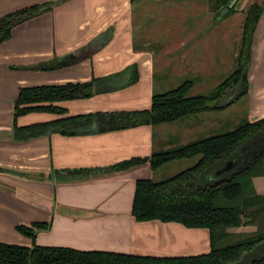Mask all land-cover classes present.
<instances>
[{"label": "crops", "instance_id": "obj_1", "mask_svg": "<svg viewBox=\"0 0 264 264\" xmlns=\"http://www.w3.org/2000/svg\"><path fill=\"white\" fill-rule=\"evenodd\" d=\"M47 1L53 0H0V17ZM131 4V0H64L14 27L10 38L0 43L1 243L30 246L32 239L17 231L16 225L47 222L48 229L36 231L38 245L149 256L193 255L210 250L207 228L158 219L139 221L132 214L136 180H154L167 163L156 170L148 162L122 170L104 168L189 142V136L209 127L207 122H215L218 115L230 111L233 103L198 112L207 116L215 113L208 119L185 116L190 118L181 127L178 119L166 125L141 124L75 134L52 132L24 141L13 139L14 102L21 87L84 82L123 71L132 64L138 73L137 81L121 88L56 101L64 109L62 113L31 111L19 115V126L95 112L145 110L151 107L154 93L169 90L156 86L153 52L136 48L133 43ZM262 8L247 70L251 122L264 117V5ZM108 29L110 37L91 55L59 68L36 67L41 61L76 50ZM196 40H190V46ZM189 63L188 69L202 74L205 68L206 74L204 62ZM125 74L126 79L131 76L128 70ZM157 134L161 138L155 140ZM76 169L95 171L80 178L69 173ZM252 182L255 192L264 195V175L253 177ZM251 226L242 224L227 231L251 233L256 225L253 229Z\"/></svg>", "mask_w": 264, "mask_h": 264}, {"label": "trees", "instance_id": "obj_2", "mask_svg": "<svg viewBox=\"0 0 264 264\" xmlns=\"http://www.w3.org/2000/svg\"><path fill=\"white\" fill-rule=\"evenodd\" d=\"M62 1H47L1 16L0 43L10 38L14 27L51 10ZM228 1L213 0L212 6L217 9V14ZM235 5L228 14L234 11ZM262 9L261 4L253 3L246 11L237 66L209 93L189 95L192 81L188 80L162 93H154L149 109L95 112L19 126V115L31 111L62 113L64 109L56 105V101L86 98L121 88L137 81L138 73L132 64L123 71L92 77L84 82L21 87L14 102L13 139L24 141L52 132H102L141 124L168 123L190 114L214 110L220 98L234 91L235 98L227 105L231 104L248 91L251 41ZM110 34L104 37L102 45ZM78 60L66 55L53 56L39 62L36 67L48 70ZM127 70L131 76L117 83ZM236 153H239L238 162L232 168L217 173ZM194 157L198 159L193 165L166 179L136 180L132 214L139 221L158 219L176 221L189 228H207L210 233L208 252L149 256L38 245L35 243L36 231L48 229L50 223L35 222L16 225L17 231L32 239L30 246L0 242V264H264V195L255 192L252 182L253 177L264 175V117L253 122L245 119L232 130L158 150L149 157L125 160L104 170H122L145 162L156 170L170 161ZM93 171L76 169L69 173L85 178ZM242 224L256 225V230L244 236L227 231Z\"/></svg>", "mask_w": 264, "mask_h": 264}, {"label": "rangeland", "instance_id": "obj_3", "mask_svg": "<svg viewBox=\"0 0 264 264\" xmlns=\"http://www.w3.org/2000/svg\"><path fill=\"white\" fill-rule=\"evenodd\" d=\"M131 2L133 43L136 48L153 52L156 86L159 84L161 89H172L190 80L193 82L190 94L209 93L233 73L241 49L246 11L253 3L260 2L264 5V0H239L232 13L220 17L217 9L212 6L213 0H131ZM194 38L197 40L190 46L189 42ZM183 51H186L184 55L186 59L183 57ZM176 53L179 56L174 57ZM201 61L207 65V75H204L205 68H202V74L187 68L186 64L189 62L198 64L197 62ZM247 93L232 102L234 105L230 111H226L227 114L225 112L222 116L218 115L215 122L207 120L209 127L198 130L195 136H189L186 141L232 130L243 120H248L250 103ZM225 100L226 97H223L217 103L221 104ZM211 115L190 114L195 119L199 117L208 119ZM188 118L190 117L179 119L176 123L181 125L178 127L183 126L184 120ZM160 138V134H157L155 140ZM196 160L197 157L170 161L160 173H157L154 180L160 181L171 177L193 165ZM247 234L250 233L242 236Z\"/></svg>", "mask_w": 264, "mask_h": 264}, {"label": "water", "instance_id": "obj_4", "mask_svg": "<svg viewBox=\"0 0 264 264\" xmlns=\"http://www.w3.org/2000/svg\"><path fill=\"white\" fill-rule=\"evenodd\" d=\"M238 0H229L227 2V4L220 10L219 12V16L223 17L226 13L229 12V10L236 4ZM111 33V30H107L106 33L101 32L99 33L95 38H93L91 41H89L87 44L77 48L76 50L65 54L68 58H74V59H82L85 58L87 56H89L90 54H92L93 52H95L97 49L101 48V46H103V40L104 37L106 35H109ZM128 76V74L120 76L117 81L123 82L126 77ZM231 95V96H230ZM236 92H229L228 94H226L224 97H226L225 102L219 104L217 103L216 106L217 107H221V106H225L227 105V103H229L233 98H235ZM223 98V97H222ZM221 99V98H220ZM239 160V153H236L235 155H233L226 163L225 165L217 171V173H220L221 171L224 170H228L230 168H232Z\"/></svg>", "mask_w": 264, "mask_h": 264}]
</instances>
